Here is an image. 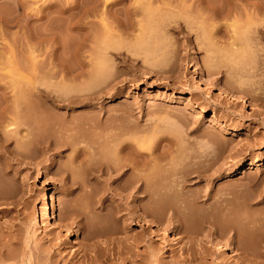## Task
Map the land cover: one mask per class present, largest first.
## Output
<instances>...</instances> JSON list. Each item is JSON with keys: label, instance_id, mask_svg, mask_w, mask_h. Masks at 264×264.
I'll return each instance as SVG.
<instances>
[{"label": "rangeland", "instance_id": "obj_1", "mask_svg": "<svg viewBox=\"0 0 264 264\" xmlns=\"http://www.w3.org/2000/svg\"><path fill=\"white\" fill-rule=\"evenodd\" d=\"M106 1L0 0V109L25 87L47 106L27 112L34 138L12 139L27 155L0 164V264H264V41L248 4ZM121 139L122 182L100 173ZM140 172L160 201L123 189Z\"/></svg>", "mask_w": 264, "mask_h": 264}, {"label": "bare ground", "instance_id": "obj_2", "mask_svg": "<svg viewBox=\"0 0 264 264\" xmlns=\"http://www.w3.org/2000/svg\"><path fill=\"white\" fill-rule=\"evenodd\" d=\"M106 1V0H105ZM108 1V0H107ZM107 1H106V3L104 4V5H107ZM122 0H114V1H112V3L111 4H108V6L109 5H115V4H118V3H120ZM138 1V0H137ZM141 1V0H140ZM212 1V0H211ZM235 1V0H234ZM233 0H229V5H230V7L234 4V5H237L236 4V2H234ZM237 1H245L244 3H245V5H247L248 4V7L247 8H251L250 10L249 9H247L246 10V14H247V16L246 17H248V20H247V22L246 23H248V27H249V31L250 32H256V33H258L259 34V36L260 37H258L259 38V40H261V39H263V41H264V23L262 22L263 20H264V0H237ZM111 1H108V3H110ZM142 2V1H141ZM217 2V1H216ZM143 3V2H142ZM222 3H223V1H222ZM227 3V2H226ZM225 3V4H226ZM240 4H242V3H240ZM223 5V4H222ZM228 5V4H227ZM249 5H250V7H249ZM136 6V5H135ZM186 6L188 7V9H195V11H197L198 13H200L201 15H202V13H204V12H217V7H219V6H217V3L215 4V3H211V2H209V1H206V0H191L188 4H186ZM217 6V7H216ZM221 6V5H220ZM239 6V5H238ZM243 6H244V4H243ZM75 7V6H74ZM233 8L234 7H236V6H232ZM246 7V6H245ZM222 8H224V5H223V7ZM242 8V7H241ZM219 9V8H218ZM227 9V8H226ZM230 9V8H229ZM232 10V9H231ZM235 10V9H234ZM245 10V9H244ZM208 15V14H207ZM210 15V14H209ZM211 15H212V13H211ZM214 16V15H213ZM202 17V16H201ZM203 19H205V14H204V18ZM202 19V20H203ZM263 19V20H262ZM262 20V21H261ZM209 24V23H208ZM213 24V23H212ZM211 24V25H212ZM210 25V24H209ZM210 25V26H211ZM215 25H216V23H215ZM245 25V24H244ZM177 26V25H176ZM217 26V25H216ZM246 26V25H245ZM185 28V27H184ZM215 27L213 26V29H214ZM212 29V30H213ZM211 29H210V32H208V33H211V32H214V30L212 31ZM248 30V29H247ZM248 32V31H247ZM236 33H238L237 31H236ZM236 33H234V34H236ZM244 33V32H243ZM256 33H254V34H256ZM213 34V33H212ZM212 34H210V36L211 37H213V38H209V39H211L210 40V42H212V43H214V40H215V42H216V39H214V38H217V37H215L214 35L216 34L215 32H214V35H212ZM250 34V33H249ZM253 34V33H252ZM237 35V34H236ZM217 36V35H216ZM250 36V35H249ZM241 37V36H240ZM245 37V36H244ZM246 37H247V35H246ZM246 37H245V40H246ZM251 37V36H250ZM255 37V35H252V40L253 39H255L254 38ZM187 39H188V37H186ZM249 38V37H248ZM261 38V39H260ZM214 39V40H213ZM218 39V38H217ZM240 39V38H239ZM250 39V38H249ZM249 39L247 40V41H249ZM251 41V40H250ZM249 41V42H250ZM254 41V40H253ZM252 41V42H253ZM262 41V40H261ZM210 42H209V44H210ZM244 42V41H243ZM257 42L258 41H256V43H255V47L257 46ZM211 43V44H212ZM247 43V42H246ZM254 43V42H253ZM264 43V42H263ZM211 44L209 45L210 46V48H211V50H212V48H214L215 47V44H214V47H212L211 46ZM235 44V43H234ZM234 44H232L233 45V49H239V47L237 46V45H234ZM252 44V43H251ZM110 45V44H109ZM114 45V44H113ZM249 45H250V43H249ZM253 45V44H252ZM251 45V46H252ZM262 46V45H261ZM264 46V45H263ZM112 47H114V46H112ZM257 48V47H256ZM256 48H255V51H256ZM258 48H259V46H258ZM246 49V48H245ZM214 50V49H213ZM212 50V51H213ZM259 50H260V48H259ZM236 51H238V50H236ZM258 51V50H257ZM258 52H260V51H258ZM240 56V55H239ZM248 72V71H247ZM253 75V74H252ZM205 80H208V79H206L205 78ZM254 82V81H253ZM252 82V83H253ZM255 83V82H254ZM31 87V86H30ZM247 87V86H246ZM250 87V86H249ZM248 87V88H249ZM14 91H12V89L10 90V91H1L2 92V96H4V98L3 99H5V101H6V99L9 97V96H11V97H14V99L16 98V100H12V101H14L13 102V107L11 106V107H8L7 108V106H6V109H7V111L5 110L4 111V109H5V107L3 108V109H0V162H1V160H2V162L0 163V164H2V163H4V162H8L7 160H6V155H7V153H8V157H9V155L11 156L12 155V157L15 159V160H18L19 159V157L22 155H25L26 154V152H24V149H23V151L21 150V149H19V148H21V146L18 148V144L16 145H14V146H16V147H12V146H10L11 145V143H12V139H13V141H16V142H18V143H20L23 139H25V137H27L29 134H31L32 135V137L34 138L35 136H33V131H34V129H31V128H34V127H32V126H34V125H32L31 124V126L29 125V123H30V115L32 114H28V113H30V112H33V114H34V112H36V110H37V107L38 108H40V105L39 104H41L43 107H47V106H45L44 105V101H42L41 100V102L40 101H38L36 98H38V97H40L41 95H40V92H38V91H36L35 90V87H34V89L31 87V89L30 88H28V87H25V88H20V90L19 89H17L18 91H16L15 89H13ZM250 90V89H249ZM245 91V90H244ZM10 92H11V94H10ZM1 94V93H0ZM41 94H43V92L41 93ZM47 94V93H46ZM48 95V94H47ZM49 96V95H48ZM61 96V95H60ZM6 97V98H5ZM45 97V96H44ZM61 98V97H60ZM65 98V97H64ZM8 99H10V98H8ZM70 99V98H69ZM11 100V99H10ZM36 100V101H35ZM39 100H40V98H39ZM73 100V99H72ZM66 101V100H65ZM33 102H35L36 104H38V105H36V106H34V103ZM40 102V103H39ZM73 102V101H72ZM6 103V102H5ZM70 103V102H69ZM2 104V103H1ZM34 106L35 107V111H32V109L34 110V108H31L30 109V107L31 106ZM48 105V104H47ZM8 106H9V104H8ZM32 106V107H33ZM49 106V105H48ZM3 107V106H2ZM10 108H12V109H10ZM10 111H9V110ZM47 109V108H46ZM46 109H44L45 111H46ZM29 110V111H28ZM40 110V109H39ZM38 111V110H37ZM28 112V113H27ZM39 112V114H41V118L43 117L42 116V112H43V110H42V108H41V111H38ZM37 112V113H38ZM41 112V113H40ZM28 115V118H27V120H26V116ZM35 115H37L36 113H35ZM43 115H45V112L43 113ZM32 116V115H31ZM48 116V115H47ZM38 117H40L39 115H37V118ZM45 117V116H44ZM35 118H36V116H35ZM40 119V118H39ZM43 119V118H42ZM45 119H46V117H45ZM44 120V119H43ZM37 122L39 121V120H36ZM35 121V122H36ZM40 122V121H39ZM34 123V122H33ZM23 124V125H22ZM20 125H22V126H24L25 127V129H26V134H22V135H18L17 136V134H18V132H20L19 131V127L18 126H20ZM21 130V129H20ZM18 131V132H17ZM17 132V133H16ZM14 133V134H13ZM16 133V134H15ZM21 133V132H20ZM27 135V136H26ZM31 137V138H32ZM30 138V139H31ZM28 139V138H27ZM37 140V139H36ZM50 140V139H49ZM120 140V139H119ZM118 140V145H115V147L117 148H115L114 146H113V151H114V153H112V154H114V157L116 156V158H114L115 160H116V162L114 161V163L111 161V163H109L108 164V162H107V166H105V168L104 169H102L101 171H100V173H101V175L103 176V174L104 175H106V174H108V175H106L107 177H109V179L111 180V178L113 179L112 181H117L118 179H120V181L122 182V180L123 179H127V177H125V178H123V176L125 175V174H127V171H128V169H129V165L130 164H128V163H131L130 162V160L129 159H131L130 157H128V153L126 152V149H127V147H129L128 146V144H127V142H126V140L124 141L123 139H121V140H123V141H119ZM31 141V140H30ZM29 141V142H30ZM27 142V141H26ZM28 143V142H27ZM31 143H33L32 141H31ZM35 143H37V145H35L37 148L39 147V148H41V151L43 150V151H45V152H47L49 149H52V148H55V146H56V144H55V142H51V140H50V142L49 141H38V142H35ZM115 143V142H114ZM20 144H22V143H20ZM61 144V143H60ZM59 144V145H60ZM113 144V143H112ZM33 145V144H32ZM58 145V144H57ZM23 146H24V142H23ZM119 146V147H118ZM34 147V146H33ZM82 148H84V147H82ZM79 149V148H78ZM77 149V150H78ZM111 150H112V147H111ZM111 150H109V151H111ZM27 151V150H26ZM80 151H81V149H80ZM140 151V150H139ZM138 151V152H139ZM24 152V153H23ZM45 152H43V153H45ZM78 153H80V152H78ZM84 153H85V151H84ZM108 153V152H107ZM110 153V152H109ZM110 153V154H111ZM137 153V152H136ZM6 154V155H5ZM135 154V153H134ZM141 154H143L142 152H139V155L140 156H142ZM27 155V154H26ZM85 155V154H84ZM138 155V154H137ZM21 156V157H22ZM82 155L80 154V157H81ZM21 157H20V159H21ZM83 157V156H82ZM110 157H112V156H110ZM143 157H144V155H143ZM3 159H4V162H3ZM9 159V158H8ZM81 159H83V160H85L84 158H81ZM113 159V160H114ZM6 160V161H5ZM82 160V161H83ZM111 160H112V158H111ZM10 161V160H9ZM19 161H22V160H19ZM80 161V160H79ZM81 161V162H82ZM137 161V160H136ZM135 161V163H132V164H134V165H136L137 164V166H139L140 165V167H137L138 169L140 168L141 170L143 169V167H145L146 166V164H145V166L143 165V164H141V163H138V162H136ZM11 162V161H10ZM9 162V164H11L10 166H12V163H10ZM84 162V161H83ZM83 162H82V164H83ZM143 162V161H142ZM5 163V164H6ZM131 164V165H132ZM159 164V163H158ZM8 164H6V168L7 167H9V165L7 166ZM90 165V164H89ZM4 167H3V170H4V168H5V165H3ZM91 166V165H90ZM154 166V165H153ZM158 166H160V165H158ZM157 167V166H156ZM10 168V167H9ZM87 168V167H86ZM90 169H92V168H90ZM8 170V169H7ZM99 169H97L96 171H92V172H96L95 174L94 173H92V174H94V176H98L99 175ZM65 172V171H64ZM143 172V171H142ZM103 173V174H102ZM135 173V172H134ZM144 174V173H143ZM141 172L139 173V174H137L136 176V178L134 177V179L135 180H131V181H133V182H131L130 184H128L129 185V187L127 186V184L125 183V182H123V183H125L126 185L124 186V185H122L121 187H128V188H124L123 187V189L124 190H129V188L131 189V191H130V193H132L133 194V192H132V190H134V193H135V196L137 197V198H139V199H141V198H143V197H147L148 196V198H157L158 200L160 199L159 197L161 196L160 194H162V192L164 193V192H166V190H167V188L166 189H164L163 187H162V185H161V183H157L156 182V184H154V185H151V186H153V187H151V189H149V187H147V185L150 183L149 182V180L147 181L148 183H147V185H146V180H145V177L147 176L148 177V175H146L145 174V176L143 175ZM229 174V173H228ZM128 175V174H127ZM157 176V175H156ZM101 177V176H100ZM100 177H97V178H100ZM131 177V176H130ZM129 177V178H130ZM147 177H146V179H147ZM154 178H155V176H153ZM123 178V179H122ZM171 180H173V179H171ZM174 180H176V178L174 179ZM127 181V180H126ZM185 181V180H184ZM72 182H74V181H72ZM121 182L119 183V184H121ZM128 182H129V180H128ZM176 182V181H175ZM174 182V183H175ZM179 182V181H178ZM116 183V185H118V183L117 182H115ZM154 183V182H153ZM179 184V183H178ZM71 185H72V183H71ZM115 185V187L117 188V186ZM172 185V184H171ZM121 187H119V188H121ZM172 188H173V186H171ZM176 187V186H175ZM84 188V187H83ZM169 188V187H168ZM171 188V189H172ZM122 188H121V190H123ZM164 189V191H162ZM178 191V190H177ZM127 192V191H126ZM129 192V191H128ZM130 193H129V195H130ZM136 193L138 194V195H136ZM139 193L141 194V195H139ZM145 194V195H144ZM160 195V196H159ZM159 196V197H158ZM102 197V196H101ZM103 198V197H102ZM104 199V198H103ZM103 199H101V201L103 200ZM157 199H155V200H157ZM99 200H100V198L98 199V203H99ZM148 200V199H147ZM160 201V200H159ZM158 201V202H159ZM97 202V201H96ZM155 202V201H154ZM97 203V204H98ZM105 202H100L99 204H101V205H103V207H105L104 204ZM101 205H99V210H101L103 207L101 206ZM98 208V207H97ZM106 208V207H105ZM121 208V207H120ZM119 208V209H120ZM104 209V208H103ZM98 210V211H99ZM74 211V210H73ZM77 212V214H79L78 213V209H77V211L75 210V213ZM80 212V211H79ZM176 212V211H175ZM100 213V212H99ZM145 213V212H144ZM72 214V213H71ZM70 215V214H69ZM134 215V214H133ZM145 215V214H144ZM176 215V214H175ZM47 216L48 217H50L51 216V213L49 212L48 213V211H47ZM73 216V215H72ZM74 216H75V214H74ZM81 216V215H80ZM177 216V215H176ZM76 217H79V216H77L76 215ZM82 217V216H81ZM75 218V217H74ZM83 219V218H82ZM64 221V220H63ZM80 221V220H79ZM75 222H78V221H75ZM67 223V222H66ZM72 223V222H71ZM79 223V222H78ZM78 223H77V225H78ZM81 223L83 224L84 222H82L81 221ZM65 223H63V224H61V225H64ZM180 224V223H179ZM68 226V225H67ZM70 226V225H69ZM72 226V225H71ZM83 227V226H82ZM81 228V227H80ZM179 228V225H178V227H177V229ZM176 229V230H177ZM82 230H83V228H82ZM104 231V230H103ZM108 231V230H107ZM83 232V231H82ZM101 232H102V230H101ZM100 232V234L99 235H101V234H103V233H101ZM98 233V232H97ZM105 234H107V233H105ZM98 236V235H97ZM111 238V237H110ZM107 239H108V237H107ZM106 240V239H105ZM110 239H108V241H109ZM107 245V244H106ZM98 246V245H97ZM100 248V247H99Z\"/></svg>", "mask_w": 264, "mask_h": 264}]
</instances>
